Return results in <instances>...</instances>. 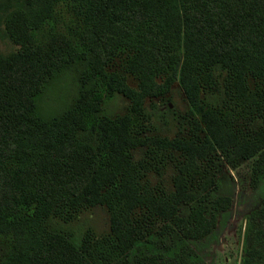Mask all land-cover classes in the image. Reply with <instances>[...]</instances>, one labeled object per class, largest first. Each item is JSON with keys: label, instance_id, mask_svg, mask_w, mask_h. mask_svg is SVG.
Returning a JSON list of instances; mask_svg holds the SVG:
<instances>
[{"label": "trees", "instance_id": "16d2710c", "mask_svg": "<svg viewBox=\"0 0 264 264\" xmlns=\"http://www.w3.org/2000/svg\"><path fill=\"white\" fill-rule=\"evenodd\" d=\"M0 43V264H207L225 167L264 169V0H0ZM174 81L168 136L143 102ZM97 207L106 230L71 226Z\"/></svg>", "mask_w": 264, "mask_h": 264}, {"label": "rangeland", "instance_id": "374dc122", "mask_svg": "<svg viewBox=\"0 0 264 264\" xmlns=\"http://www.w3.org/2000/svg\"><path fill=\"white\" fill-rule=\"evenodd\" d=\"M126 81L130 86L137 85V80L131 74L127 75ZM130 102L128 97L117 92L101 105L107 115L115 116L126 113ZM143 104L149 114L152 130L168 136L186 131L184 114L188 102L178 81L172 82L159 94L146 96ZM256 158L257 155L235 168L225 167L222 177L229 183L231 203L227 213L222 219L219 218L222 222L220 226L217 225L204 249L207 264H241L245 248L254 240L255 232L264 230V169L255 167ZM70 224L90 225L104 231L108 228L107 213L101 207L92 208L82 212ZM261 239H264V232ZM258 264H264V260Z\"/></svg>", "mask_w": 264, "mask_h": 264}]
</instances>
